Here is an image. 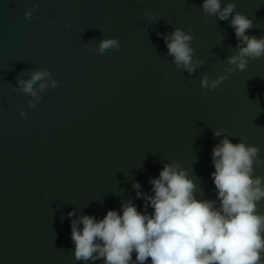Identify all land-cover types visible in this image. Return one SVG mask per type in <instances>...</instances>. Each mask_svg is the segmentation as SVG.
<instances>
[{
  "label": "water",
  "instance_id": "95a60500",
  "mask_svg": "<svg viewBox=\"0 0 264 264\" xmlns=\"http://www.w3.org/2000/svg\"><path fill=\"white\" fill-rule=\"evenodd\" d=\"M230 3L220 20L203 0H0V264H105L75 258L71 222L124 203L150 214L136 193L151 196L165 164L218 207L211 152L225 138L258 150L251 178L264 187V56L228 63L233 15L264 38V0ZM177 29L192 37V73L165 47ZM107 39L119 49L101 54ZM39 71L24 93L18 82Z\"/></svg>",
  "mask_w": 264,
  "mask_h": 264
},
{
  "label": "clouds",
  "instance_id": "9594fccd",
  "mask_svg": "<svg viewBox=\"0 0 264 264\" xmlns=\"http://www.w3.org/2000/svg\"><path fill=\"white\" fill-rule=\"evenodd\" d=\"M234 7L230 3L221 9L220 0H203L202 4L205 13L216 14L220 20L228 19ZM231 26L240 50L228 63L243 70L245 57L264 56V38L245 34L252 23L241 14L233 15ZM191 39L179 29L165 38V47L175 65L183 66L189 73L196 66L189 47ZM109 48L119 49L115 39L102 41L97 51L102 54ZM47 75V71L35 72L29 80L18 83L24 93L35 96L33 84ZM218 82L209 84L204 78L201 86L213 88ZM257 152L255 147L233 145L226 138L213 147L214 171L210 176L218 207L215 202L194 198L195 185L187 173L165 164L158 177L149 181L152 195L136 193L137 198L145 199V208L152 209L150 214L124 203L119 210L107 211L100 220L83 215L71 222L75 258H103L105 264H264V214L256 213L255 204L264 198V187L261 177L251 178ZM133 188L138 190L140 185L135 183ZM73 215L68 213L69 217Z\"/></svg>",
  "mask_w": 264,
  "mask_h": 264
}]
</instances>
